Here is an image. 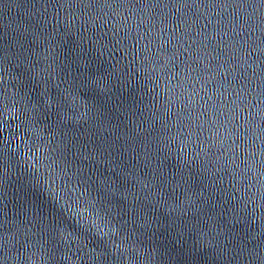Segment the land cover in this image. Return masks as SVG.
<instances>
[{
	"label": "water",
	"instance_id": "1",
	"mask_svg": "<svg viewBox=\"0 0 264 264\" xmlns=\"http://www.w3.org/2000/svg\"><path fill=\"white\" fill-rule=\"evenodd\" d=\"M142 55L193 94L198 107L185 118L206 130L227 123L220 155L235 165L212 161L194 175L177 158L153 91L161 81L139 71ZM104 74L111 91L94 87ZM26 124L51 126L78 150L90 184H111L108 211L132 232L123 260L99 239L57 236L49 254L35 218L59 208L45 175L16 154ZM0 145L2 264H264V0H0ZM240 177L251 199L233 187Z\"/></svg>",
	"mask_w": 264,
	"mask_h": 264
},
{
	"label": "snow or ice",
	"instance_id": "2",
	"mask_svg": "<svg viewBox=\"0 0 264 264\" xmlns=\"http://www.w3.org/2000/svg\"><path fill=\"white\" fill-rule=\"evenodd\" d=\"M123 51L124 58L127 59L131 52L125 47H123ZM166 67V65L160 67L158 62L153 61L147 55H142L139 59V71L161 81L160 86L154 88L153 91L158 99L160 111L166 110L168 116L169 143L175 141L180 146L181 155L177 158L184 159L187 167L196 168L197 171L193 173L194 175H199L201 168L210 172L209 164L212 161H215L213 166L223 169H228L230 164L235 165V157L230 159L228 156L220 155L226 149V141L230 139L229 136L224 135V131H227V123H225L223 131L216 121H213L215 129L206 130L204 123L198 118H185L183 115L185 111L195 112L197 110V101L193 99V94L183 84L174 85L171 77L166 78ZM106 75H102L94 87L111 91L114 88V83L110 78L105 79ZM73 104L75 106V101ZM173 109H175L174 113ZM53 131L51 126L37 130L32 124H26L16 132V136L21 139V144L18 146L20 152L16 154L20 155L22 152L23 159L30 162L32 175L41 173L45 175L42 187L47 192L50 203L59 208L58 216H52L49 213L47 219L43 216L35 218L38 228L36 235L41 239L45 235L47 236L46 249L49 250V254L55 248L57 243L55 237L57 236L61 237L64 243H75L78 246H82V241L99 239L101 243L111 245L120 253L119 258L123 260L128 248L133 247L132 232H129L127 225L122 223L123 217L117 220L112 212L108 211L109 205L113 202L111 184L108 182L104 185L90 184L88 182L90 173L85 172L80 166L81 161L76 155L78 150L65 145L63 141L58 142L52 135ZM205 131L210 135L202 136ZM46 134L47 139L52 142H45ZM29 136L33 139H27ZM69 151L73 154L71 160L68 158ZM234 151V148L230 149V152ZM5 155L3 146L0 145V160L4 159ZM243 181L244 178L240 177L239 179L234 178L231 183L240 193L241 200L251 199ZM209 186H212L210 179ZM258 191L261 199L264 200V183L261 184ZM144 207L147 208L148 205ZM69 217L77 221V228L63 227L62 221H67ZM141 219L146 224L148 223V219L143 215ZM133 230L139 231L136 228ZM0 241H2V234H0ZM135 243L142 244L144 241L136 237ZM16 251H19V248ZM0 257H3L2 246H0ZM114 259L116 258H105L100 264H111V260ZM134 260L135 257L130 256L129 264H133ZM0 264H2V260H0Z\"/></svg>",
	"mask_w": 264,
	"mask_h": 264
}]
</instances>
